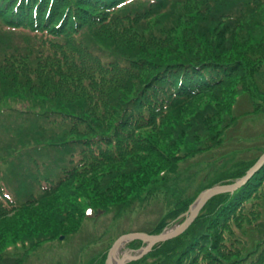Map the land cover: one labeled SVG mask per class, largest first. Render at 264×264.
<instances>
[{
  "label": "trees",
  "instance_id": "trees-1",
  "mask_svg": "<svg viewBox=\"0 0 264 264\" xmlns=\"http://www.w3.org/2000/svg\"><path fill=\"white\" fill-rule=\"evenodd\" d=\"M257 79H264V0H0V264L23 262L2 253L11 241L31 251L74 235L99 212L143 210L158 192L174 198L185 160L179 148L203 152L219 130L221 147L234 148L235 120L260 108L252 95L237 112L235 89L262 102ZM258 158L238 161L240 172L221 166L204 189L242 177ZM263 179L264 164L150 255H166L161 264H232L229 257L247 252L248 264H264V239L228 238L231 225L250 222L243 209ZM193 198L175 197L173 217ZM162 209L139 232L169 227ZM212 245L216 253H204Z\"/></svg>",
  "mask_w": 264,
  "mask_h": 264
},
{
  "label": "rangeland",
  "instance_id": "rangeland-1",
  "mask_svg": "<svg viewBox=\"0 0 264 264\" xmlns=\"http://www.w3.org/2000/svg\"><path fill=\"white\" fill-rule=\"evenodd\" d=\"M256 83L258 84L259 91L264 92V79H257ZM246 84H250V80L246 81ZM235 90H238L239 92L234 97L235 103L233 106H236L240 100L237 112H242L248 109L247 103L251 102L252 95L257 98V101L255 102L257 104L258 102L260 103L259 110L252 115H244L235 120L234 124L237 123V128L231 131L232 135L238 134L237 137L234 138V140H236L235 144H237L234 148H223L226 145L221 147L220 142L224 134V131L221 130L218 131L221 132V135L216 141H212L210 143L209 140H207L204 144H202L205 149L203 152H198L195 155L190 156L186 155V149L183 147L179 148V154L182 157L185 156V160L182 161V163H180V165L176 168V170H178V174L175 180L179 182L180 189L172 195L174 198L164 197L162 192H158L156 194L158 199L153 201L147 200L144 202L143 210L137 209L133 212H120L117 216L113 213V209L109 212H99L95 215V222H92L93 220L83 222L81 229L74 235H70L66 238L61 235L59 236L58 241L40 245L31 251H27L26 247L22 248L20 241L15 243L11 241L3 247L2 253L9 256L12 260L23 256V262L21 264H80L81 261L87 262L96 255L107 256L109 248L119 236L142 231L146 226L151 227V224H153L163 212L162 208H169L170 213L168 223L171 224L169 227L162 230V232H168L180 225L185 219L189 207L203 191L204 187L213 183L209 181V177L212 179L216 177V169L226 165L223 168L228 170L229 173H235L236 171L240 172L245 167L240 164L247 162L244 160H252L264 152V101H259L261 98L256 96V92L243 93L242 87H237ZM238 96L241 97L237 99ZM256 107L257 106L254 105V108ZM222 121L219 128L223 127ZM194 135L195 138H198L199 143H201L202 137H204L202 133H198V137L197 133ZM226 150H233V152L223 155ZM196 161L203 162H201L199 166H197V164L193 165ZM238 161L242 162L239 164ZM203 173L209 174L201 175ZM171 175L172 173L170 176ZM235 181L233 180L231 183ZM262 182H264V179ZM184 195L185 199H189L191 197L194 198L190 203L185 202L188 204L187 210L179 216H176V219L172 215V211L176 206H174L175 197L180 198L183 201L184 198L182 196ZM245 205L246 206L243 209L244 213L242 216H249L250 222H240V228H237V225H231L232 231L230 237L228 236V238H242L246 235V233H248L250 241L255 238V243L253 245H257V241L264 239V210L262 209V207L264 208V184L261 185L256 197L248 199ZM260 220L262 221L259 226L258 223ZM206 236L208 238H212L209 234H206ZM90 240H94L92 245H89L87 248L81 249L80 251L81 245ZM226 242L231 243L228 240H226ZM262 243L263 242L260 241V244ZM145 245L146 244L143 242H141V244L131 245V241H128L119 249V256L121 257L124 253H129L130 255L135 256L140 255ZM153 246L141 258L136 261H127L125 264H161L162 258L166 257V255H162L160 253L150 255ZM213 246L214 245L210 247L207 246L204 253H216V250L212 248ZM246 254L247 252L238 254L239 260H235L236 257L234 256L229 257L228 259H234L232 264H236L237 262V264H248L254 256ZM170 255L171 254H167V256ZM262 262L264 263V258L262 259Z\"/></svg>",
  "mask_w": 264,
  "mask_h": 264
},
{
  "label": "water",
  "instance_id": "water-1",
  "mask_svg": "<svg viewBox=\"0 0 264 264\" xmlns=\"http://www.w3.org/2000/svg\"><path fill=\"white\" fill-rule=\"evenodd\" d=\"M263 164L264 152L259 156L255 163L246 171V173L235 182L231 184L215 185L203 190L189 207V210L186 213V217L183 222L174 229L168 232H162L157 235L134 232L119 236L109 248L105 264H112V260L114 261V264H125L127 261L130 260L135 261L144 256L154 244L177 237L190 226V224L197 217L199 211L211 198L220 193H233L234 191L238 190L243 185H245L256 172L260 170ZM132 240H140L146 244L145 247L142 249L140 255L135 256L130 255L129 253H124L120 257L118 252L119 249L125 243Z\"/></svg>",
  "mask_w": 264,
  "mask_h": 264
},
{
  "label": "bare ground",
  "instance_id": "bare-ground-1",
  "mask_svg": "<svg viewBox=\"0 0 264 264\" xmlns=\"http://www.w3.org/2000/svg\"><path fill=\"white\" fill-rule=\"evenodd\" d=\"M112 264H114V261L112 260Z\"/></svg>",
  "mask_w": 264,
  "mask_h": 264
}]
</instances>
